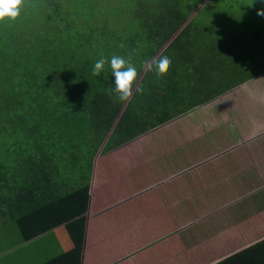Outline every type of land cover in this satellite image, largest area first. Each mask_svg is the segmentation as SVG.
<instances>
[{"label": "trees", "instance_id": "obj_1", "mask_svg": "<svg viewBox=\"0 0 264 264\" xmlns=\"http://www.w3.org/2000/svg\"><path fill=\"white\" fill-rule=\"evenodd\" d=\"M202 1L24 0L0 21V230L65 226L80 264L98 153L264 74L258 0H208L193 15ZM159 49L171 62L157 71L145 58ZM113 54L137 68L126 101L107 64L91 71ZM80 211L81 237L63 218ZM231 238L221 241L241 243ZM214 264H264V239Z\"/></svg>", "mask_w": 264, "mask_h": 264}, {"label": "crops", "instance_id": "obj_2", "mask_svg": "<svg viewBox=\"0 0 264 264\" xmlns=\"http://www.w3.org/2000/svg\"><path fill=\"white\" fill-rule=\"evenodd\" d=\"M94 163L80 264H214L264 239L239 228L264 210V74ZM82 215L63 217L80 237ZM56 228L1 229L0 264H78V240Z\"/></svg>", "mask_w": 264, "mask_h": 264}, {"label": "clouds", "instance_id": "obj_3", "mask_svg": "<svg viewBox=\"0 0 264 264\" xmlns=\"http://www.w3.org/2000/svg\"><path fill=\"white\" fill-rule=\"evenodd\" d=\"M261 7L256 8L259 16H264V0H258ZM256 3V0H254ZM24 7V0H0V21L15 19ZM171 57L166 49H159L145 58V63H151L155 70L159 71L167 67ZM107 64L113 78L112 91L120 101H126L131 95L133 87H139L136 66L124 56L113 54L110 57H100L92 64V73L99 75Z\"/></svg>", "mask_w": 264, "mask_h": 264}, {"label": "rangeland", "instance_id": "obj_4", "mask_svg": "<svg viewBox=\"0 0 264 264\" xmlns=\"http://www.w3.org/2000/svg\"><path fill=\"white\" fill-rule=\"evenodd\" d=\"M207 1L208 0H203L201 3H199L197 5V7L193 10V15L195 13H197V11H199L200 8L202 7V5L205 4ZM257 6L258 7H261L262 5H260L258 3ZM260 18L262 19V21H264V19H263L264 16H260ZM176 35L172 39H174L176 37ZM263 211H262V213H260L261 211L255 213V212H253L251 210H248V212L243 216V219L244 218L245 219L242 220V221L241 220H238V221H241V222H239L240 223V227H239L240 229L245 230V229L248 228L249 233H251V232L253 233V235H250L249 234V237L247 238L248 239V242L247 243H254V242L258 241L259 239H262V237H264V232L262 231V230H264V212ZM255 227H257V230L255 229ZM252 229H254V230H252ZM236 232L237 231L234 230L233 231V235L235 234V238L238 239ZM256 232H258V233H256ZM189 253H190V251L187 252V254H189ZM191 254L192 253H190L189 255H191ZM219 259H217V260H219ZM176 263L177 262L175 260H171L170 261V264H176Z\"/></svg>", "mask_w": 264, "mask_h": 264}]
</instances>
